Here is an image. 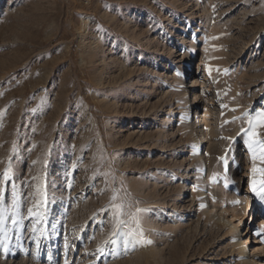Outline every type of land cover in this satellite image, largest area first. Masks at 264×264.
I'll use <instances>...</instances> for the list:
<instances>
[{
  "label": "rangeland",
  "instance_id": "374dc122",
  "mask_svg": "<svg viewBox=\"0 0 264 264\" xmlns=\"http://www.w3.org/2000/svg\"><path fill=\"white\" fill-rule=\"evenodd\" d=\"M262 114L264 0H0V264H264Z\"/></svg>",
  "mask_w": 264,
  "mask_h": 264
},
{
  "label": "snow or ice",
  "instance_id": "6c2138e0",
  "mask_svg": "<svg viewBox=\"0 0 264 264\" xmlns=\"http://www.w3.org/2000/svg\"><path fill=\"white\" fill-rule=\"evenodd\" d=\"M262 116H264V114H262ZM260 127H264V119H261L260 124L258 125ZM249 135V140L246 141V143H248L249 145V150L252 152V156H253V160L255 161L257 159V147L254 146H258V150H259V159L264 162V141L262 140H258L257 139V135L258 133L255 131V126L249 130L248 132ZM253 172H260L261 175H264V168L261 169H257V168H253ZM7 176V173L5 174ZM256 180L253 179V191H256L255 185H256ZM260 183L264 184V180L260 181ZM264 190V189H262ZM113 199H115V197H113ZM115 207H117V209L121 208V205H116ZM29 214H32V209H29ZM2 219H0V224H2ZM117 223H122V221H120L119 219L117 220Z\"/></svg>",
  "mask_w": 264,
  "mask_h": 264
},
{
  "label": "bare ground",
  "instance_id": "6f19581e",
  "mask_svg": "<svg viewBox=\"0 0 264 264\" xmlns=\"http://www.w3.org/2000/svg\"><path fill=\"white\" fill-rule=\"evenodd\" d=\"M149 42V40H146V42L145 43H148ZM99 46V45H98ZM148 46H144V48H147ZM99 53H100V48L99 49H97V54L99 55ZM181 112V111H180ZM142 125H144V124H142ZM200 128H201V125L199 124L198 125V127H197V129L200 131ZM194 129V128H193ZM195 129H196V127H195ZM196 131V130H195ZM138 133V132H137ZM137 133L133 130L130 134H129V137H132V136H136L137 135ZM193 134H194V136L195 137H197L198 136V132L196 133V132H192ZM203 135H204V133H203ZM206 135H204V139L207 137H205ZM212 137H214V134H213V136ZM207 140H205V143H206V145L208 144V142H209V140H208V138H206ZM197 140V139H196ZM185 188V187H184ZM183 199V192L180 194V198H179V200H178V202L176 203V206L179 204V205H181V204H183L184 203V201L186 200V198H184V201L183 202H181V200ZM260 214H262V215H264V206H262L261 207V209H260V212H259ZM229 220H226V223L227 224H229ZM264 224V223H263ZM230 229H238V226L237 225H235V224H231L230 225ZM238 231V230H237ZM264 243V242H263ZM241 253L243 254V256H245V261H247L248 259H247V255H246V246H245V242L244 241H241ZM248 257H249V255H248ZM248 262H252V260H250V261H248Z\"/></svg>",
  "mask_w": 264,
  "mask_h": 264
},
{
  "label": "built area",
  "instance_id": "2783aa9c",
  "mask_svg": "<svg viewBox=\"0 0 264 264\" xmlns=\"http://www.w3.org/2000/svg\"><path fill=\"white\" fill-rule=\"evenodd\" d=\"M83 7H89L92 4L93 0H71Z\"/></svg>",
  "mask_w": 264,
  "mask_h": 264
}]
</instances>
